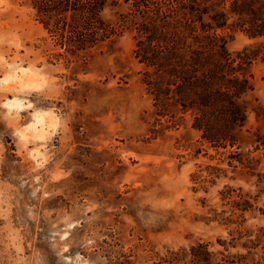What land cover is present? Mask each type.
<instances>
[{
  "label": "rangeland",
  "instance_id": "374dc122",
  "mask_svg": "<svg viewBox=\"0 0 264 264\" xmlns=\"http://www.w3.org/2000/svg\"><path fill=\"white\" fill-rule=\"evenodd\" d=\"M102 14L120 34L70 53L29 0H0V264H264V38L236 16L217 29L232 56L260 52L239 68L246 121L217 147L190 93L136 55L158 14Z\"/></svg>",
  "mask_w": 264,
  "mask_h": 264
},
{
  "label": "trees",
  "instance_id": "16d2710c",
  "mask_svg": "<svg viewBox=\"0 0 264 264\" xmlns=\"http://www.w3.org/2000/svg\"><path fill=\"white\" fill-rule=\"evenodd\" d=\"M117 2L29 0L47 35L70 53L115 40L120 29L102 13L107 4ZM133 5L139 11L157 13L164 22L155 34L145 28L147 44L139 40L136 55L156 71L167 74L173 80L175 94L190 93L189 104L182 100L180 104L194 111L192 126L201 131L204 140L217 147L233 146L236 131L246 121L240 97L251 88L239 68L260 52L250 44L232 56L217 29L224 27L230 16H236L237 26L248 36L264 38V0H133ZM169 26L171 30L166 29ZM261 52L264 57V48ZM147 83L152 86L156 104L162 93L170 97V89L163 92L161 86ZM256 141L264 145V134L258 135Z\"/></svg>",
  "mask_w": 264,
  "mask_h": 264
},
{
  "label": "bare ground",
  "instance_id": "6f19581e",
  "mask_svg": "<svg viewBox=\"0 0 264 264\" xmlns=\"http://www.w3.org/2000/svg\"><path fill=\"white\" fill-rule=\"evenodd\" d=\"M24 67H25V66H24ZM28 71H29V70H28ZM30 71H31V70H30ZM20 72H21V71H20ZM34 72H35V71H34ZM24 73H25V72H24ZM26 73H27V72H26ZM29 73H30V72H29ZM32 74H33V73H32ZM27 76H28V75H27ZM27 76H26V79L24 78L23 80H28V79H27ZM28 77H30V76H28ZM0 79H1V78H0ZM21 79H22V78H21ZM21 79H20V80H21ZM30 79H32V78H30ZM30 79H29V80H30ZM1 80H3V79H1ZM37 81H38V80H37ZM26 82H27V81H26ZM35 82H36V81H35ZM10 84H11V83H10ZM5 102H6V101H5ZM6 103H7V102H6ZM13 104H14V103H13ZM23 105L25 106V104H23ZM13 106H15V105H13ZM15 108H16V107H15ZM20 109H22V108H20ZM38 113H40V112H38ZM38 113H37L36 115H39ZM33 123H34V122H33ZM35 135H36V133H35Z\"/></svg>",
  "mask_w": 264,
  "mask_h": 264
}]
</instances>
